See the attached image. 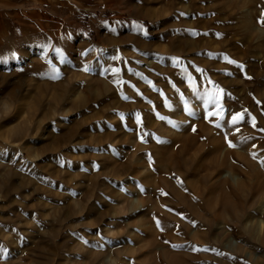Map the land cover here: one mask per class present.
Wrapping results in <instances>:
<instances>
[{
    "label": "rangeland",
    "instance_id": "374dc122",
    "mask_svg": "<svg viewBox=\"0 0 264 264\" xmlns=\"http://www.w3.org/2000/svg\"><path fill=\"white\" fill-rule=\"evenodd\" d=\"M261 21L264 0H0V264H161L191 247L158 238L175 219L264 264Z\"/></svg>",
    "mask_w": 264,
    "mask_h": 264
},
{
    "label": "bare ground",
    "instance_id": "6f19581e",
    "mask_svg": "<svg viewBox=\"0 0 264 264\" xmlns=\"http://www.w3.org/2000/svg\"><path fill=\"white\" fill-rule=\"evenodd\" d=\"M262 29V28H261ZM260 30V29H259ZM262 31V30H261ZM264 33V32H263ZM263 36V35H262ZM249 100H250V98H248ZM246 100V99H245ZM263 100V99H262ZM219 102V101H218ZM241 102V101H240ZM246 102H248V101H246ZM245 102V103H246ZM254 102V101H253ZM253 102H251L252 104H253ZM221 104H222V101L220 102ZM260 103V102H259ZM216 104V103H215ZM215 104H214V106H215ZM219 104V103H218ZM261 104V103H260ZM262 104H263V102H262ZM244 105V104H243ZM217 106V105H216ZM251 106V105H250ZM253 106V105H252ZM256 106H257V103H256ZM262 106V105H261ZM260 106V107H261ZM216 109H217V107H216ZM220 109V108H219ZM253 109V108H252ZM257 109H258V107H257ZM183 110H184V112L186 113L187 112V108H186V105L184 104L183 105ZM247 110V109H246ZM245 110V111H246ZM254 110V109H253ZM259 110H261L262 112L264 111V107H262V108H259ZM250 111V110H249ZM260 111V112H261ZM213 112V111H212ZM256 112V111H255ZM254 112V113H255ZM245 113V112H244ZM250 114L252 113V112H249ZM260 114V113H259ZM258 114V115H259ZM216 115V114H215ZM251 115H255V114H251ZM249 116V115H248ZM260 116V115H259ZM258 116V117H259ZM192 117V116H191ZM190 117V115H189V123H192L193 121V117L191 118ZM255 117V116H254ZM253 117V118H254ZM244 118V117H243ZM246 118V117H245ZM249 118V117H248ZM247 118V119H248ZM264 118V117H263ZM251 119V118H250ZM259 120L261 119V118H258ZM254 120H256L257 121V119H253V121ZM147 123L148 122H150V119L149 118H146V120H145ZM250 121V120H249ZM263 121H264V119H263ZM258 122V121H257ZM261 122V121H260ZM236 124L238 123L237 121L235 122ZM240 123H242V122H240ZM243 123H244V121H243ZM248 123H250V122H247L246 123V125L248 126L249 124ZM239 124V123H238ZM251 125V124H250ZM250 125H249V127H250ZM253 125V124H252ZM239 126V125H238ZM255 126V125H254ZM259 126H260V124H258L257 125V127L259 128ZM262 126V125H261ZM233 127H235V126H233ZM243 127H245L246 128V126H243ZM261 128V127H260ZM259 128V129H260ZM248 129V131H249V128H247ZM256 128H253L252 127V129L250 130L251 132L252 131H254ZM261 130V129H260ZM194 131V130H193ZM261 131H263V130H261ZM236 132V131H235ZM251 132H250V134H251ZM256 132V131H255ZM264 132V131H263ZM232 133V132H231ZM199 134H201V133H199ZM242 134H243V132H242ZM245 134V133H244ZM244 134L242 135V136H240V137H243L244 136ZM255 134V133H254ZM239 135V134H238ZM248 135V134H247ZM251 135H253V133L251 134ZM246 136V135H245ZM245 136L243 137V138H245ZM250 136V135H249ZM257 136V135H256ZM259 136V135H258ZM202 137H203V135H202ZM230 137V136H229ZM262 137V136H261ZM194 138H196V134H195V136H194ZM193 138V139H194ZM243 138H240L241 140H244ZM246 138H248V137H246ZM246 138H245V140L243 141V142H245L246 141ZM252 138L253 137H251V140H252ZM191 140V142H189V144L190 143H195V140ZM204 139V138H203ZM202 139V141H204ZM250 139V138H249ZM256 140H257V143H259V144H263L264 143V136H263V139H259L258 137H256L255 138ZM215 140V139H214ZM254 140V139H253ZM133 141V140H132ZM202 141H201V143H202ZM207 141V140H206ZM219 141V140H218ZM229 141H230V139H229ZM212 142V141H211ZM237 143L236 144H238L239 142H238V139H237V141H236ZM252 142V141H251ZM213 143V142H212ZM246 144H247V142H245ZM245 143H243V145H245ZM215 145H217V142H216V144ZM249 145H250V141H249ZM249 145L247 144V145H245V148H246V146H248L249 147ZM264 145V144H263ZM197 146V145H196ZM200 147H202V145H200ZM217 147H218V145H217ZM211 148V147H210ZM244 148V147H243ZM249 149V148H248ZM216 150V149H215ZM262 152H264V150L262 151ZM260 153V152H259ZM258 153V154H259ZM249 154H251V153H249ZM177 155V154H176ZM260 155H261V153H260ZM219 156H220V154H219ZM255 156H257V155H255ZM259 156V155H258ZM218 158H220V157H218ZM262 173V172H261ZM260 173V174H261ZM264 173V172H263ZM180 198V197H179ZM180 200H181V202H183L184 204H186L187 205V208H188V210L187 211H190V213L191 212H194V211H192V207H193V203L192 204H190V202L188 201H186V202H184V200L182 199V198H180ZM186 208V209H187ZM193 209H195V208H193ZM195 213V212H194ZM197 213V212H196ZM191 216H192V214H191ZM237 218V217H236ZM200 219V218H199ZM195 220V219H194ZM194 222L195 221H184V220H178V219H175V222H173L172 224H170V225H167L165 228L163 227L162 229H161V232H160V234L158 235L159 237L158 238H160L161 240H163V242H165L166 244H169V245H172V246H175V247H177L178 245L177 244H180V243H183V242H186L188 245H190L191 244V247H190V250L189 249H184L183 251L182 250H180V249H178L179 250V252L181 253V254H178V256H175V255H170V253L168 252V251H164L163 253H161L160 255H159V258H160V262H161V264H208V263H210V264H227V262L225 263L224 261H222V263H220V262H217L216 263V261L215 260H212L211 258L210 259H208V257H207V255H208V251H207V248H208V245H209V243H208V241H205L203 238H201L200 237V235L198 234V232L200 231V229H202L201 227H202V225L204 224L202 221L201 222H199V221H197L196 222V224H194ZM202 224V225H201ZM205 225V224H204ZM203 225V226H204ZM204 228H206V229H208L209 230V227L208 226H204ZM226 229H230V230H233V231H235L237 234L238 233H245L249 238H253L254 237V233H255V227H248V225L247 226H241V225H233V226H226ZM261 230H263L264 231V226H262L261 228H260ZM192 230H194V231H192ZM262 231V232H263ZM196 233L195 235H193L192 233ZM220 236V235H219ZM259 236V235H258ZM261 236V235H260ZM262 237V236H261ZM257 238V237H256ZM259 241V240H258ZM213 245V244H212ZM240 246V245H239ZM160 248V247H159ZM216 248V247H215ZM216 249H218V248H216ZM209 250V249H208ZM222 250V249H221ZM218 251V250H217ZM183 252V253H182ZM216 252V251H215ZM224 253V252H223ZM208 261V262H207Z\"/></svg>",
    "mask_w": 264,
    "mask_h": 264
},
{
    "label": "snow or ice",
    "instance_id": "6c2138e0",
    "mask_svg": "<svg viewBox=\"0 0 264 264\" xmlns=\"http://www.w3.org/2000/svg\"><path fill=\"white\" fill-rule=\"evenodd\" d=\"M261 23H264V21H261ZM233 122H235V119L233 120ZM230 146H233V145H231V143H230Z\"/></svg>",
    "mask_w": 264,
    "mask_h": 264
}]
</instances>
